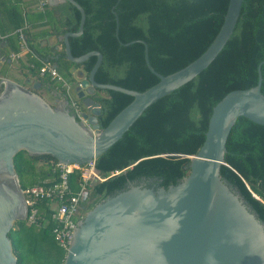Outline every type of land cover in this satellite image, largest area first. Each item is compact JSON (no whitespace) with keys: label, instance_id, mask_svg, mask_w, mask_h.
Wrapping results in <instances>:
<instances>
[{"label":"trees","instance_id":"16d2710c","mask_svg":"<svg viewBox=\"0 0 264 264\" xmlns=\"http://www.w3.org/2000/svg\"><path fill=\"white\" fill-rule=\"evenodd\" d=\"M85 11L83 32L69 37L74 56L91 50L102 54L94 78L143 91L159 81L144 58L162 75L174 72L202 54L219 31L229 0H75ZM39 18L62 35L77 31L80 12L70 2L48 5ZM9 12L0 8V33L18 51V29L23 17L16 5ZM10 16V17H9ZM24 41L35 51L32 38L23 30ZM132 42V43H129ZM19 43V42H18ZM61 57H65L64 50ZM66 58V57H65ZM96 56L81 63L63 59L58 70L72 81L71 69L86 75ZM39 69V64L29 57ZM264 62V0H243L233 33L216 58L196 77L149 105L129 129L94 160L99 179L90 181L80 196L84 214L96 203L127 188L129 182L157 189L177 184L189 171L190 158L201 147L214 105L228 92L257 83V66ZM264 94V63L261 64ZM40 81L44 78L39 77ZM91 97L101 111L98 123L104 128L131 100L125 93L96 89ZM80 103L81 101L78 100ZM225 162L220 173L264 223V125L238 117L226 141ZM57 159L50 154L30 155L20 150L14 165L21 188L48 185L57 180ZM37 163H42L36 166ZM81 170L69 175L73 191ZM26 176H28L26 178ZM39 224L17 220L8 236L17 264H63L66 251L53 239L50 202L40 201ZM50 243V247L48 244ZM58 247V246H57Z\"/></svg>","mask_w":264,"mask_h":264},{"label":"water","instance_id":"95a60500","mask_svg":"<svg viewBox=\"0 0 264 264\" xmlns=\"http://www.w3.org/2000/svg\"><path fill=\"white\" fill-rule=\"evenodd\" d=\"M65 1L79 10L80 23L77 31L59 38L66 59L73 63L96 56L88 75L78 70L76 81L70 82L68 90H60L54 105L36 92L40 81H27L28 87L0 77V264H17L8 233L15 221L26 219L27 212L15 154L20 150L30 155L50 154L65 165L94 161L149 105L192 80L216 58L234 31L243 2L229 0L223 23L206 50L167 75L154 70L147 45L140 41L145 62L159 81L138 91L95 80L102 61L100 51L72 54L69 37L82 34L86 16L75 0L48 3ZM262 63L257 66L254 86L232 90L214 105L201 147L186 155L189 173L167 188L129 182L126 189L96 203L78 220L63 264H264V223L220 173L221 166L228 165L226 141L237 118L264 125ZM96 89L132 96L104 128L98 123L101 107L91 97ZM71 92L81 101L82 116L89 126L76 117Z\"/></svg>","mask_w":264,"mask_h":264},{"label":"built area","instance_id":"2783aa9c","mask_svg":"<svg viewBox=\"0 0 264 264\" xmlns=\"http://www.w3.org/2000/svg\"><path fill=\"white\" fill-rule=\"evenodd\" d=\"M47 0H38V8H44ZM19 36L25 47V41L22 30H19ZM16 57V54H13ZM40 77L49 76L51 79L59 82L64 89H69L70 82H68L58 70L49 63L42 64L38 69ZM71 105L76 117L84 124L89 126L88 120L82 116L84 111L83 105L73 97L71 98ZM95 134V130H92ZM74 168L81 170V175L78 180L76 191H73L69 175ZM53 171L57 172V180L48 185H35L22 189L24 201L27 212L26 219L33 224H39V202L48 200L50 202V217L54 223L52 228V235L55 243L60 248L67 251L71 242L73 232L77 226L78 220L83 217V213L79 207L80 196L86 190L89 182L94 178H99L98 173L94 167V161L85 165L79 166L77 164L65 165L56 162L53 166Z\"/></svg>","mask_w":264,"mask_h":264},{"label":"crops","instance_id":"0c3cea01","mask_svg":"<svg viewBox=\"0 0 264 264\" xmlns=\"http://www.w3.org/2000/svg\"><path fill=\"white\" fill-rule=\"evenodd\" d=\"M11 5L18 6L23 17V26L18 29V32L19 30L23 32L24 29L29 32L35 51H31L25 42L26 48H24L20 36L16 40V43L19 44V49L18 51L13 50L7 41V36L0 33V77H5L19 84L31 87L30 84H27V81H31V83L33 81H40L38 79L40 76L34 63L29 62V57H33L41 65L49 63L58 70V65H61L63 59H66L65 57H61L64 44L59 38L60 35L51 33V27L44 22V19L39 18L40 14L47 10V4L44 8L39 9L37 7L38 0H0V8L4 13L10 11ZM13 54H16V57ZM5 65L8 66V70L5 74H2ZM78 70L81 69H71L72 81H76L75 75ZM58 72L60 73L59 70ZM84 75L86 76L85 73ZM42 78H44V81H40L42 84L36 92L46 102L54 105L56 99L59 98L58 94L60 90L64 88L59 82L51 79L49 76Z\"/></svg>","mask_w":264,"mask_h":264},{"label":"rangeland","instance_id":"374dc122","mask_svg":"<svg viewBox=\"0 0 264 264\" xmlns=\"http://www.w3.org/2000/svg\"><path fill=\"white\" fill-rule=\"evenodd\" d=\"M8 70V66L5 65L4 69L2 70V74H5V72ZM21 81H23V79H21ZM71 96L74 97V93L71 92ZM42 163H37L36 166H40ZM28 176H26L27 178ZM99 178H94L92 181L97 180ZM85 215V213L83 214V216ZM48 246L50 247V243L48 244ZM55 249H59V246H53ZM34 264V263H33Z\"/></svg>","mask_w":264,"mask_h":264}]
</instances>
